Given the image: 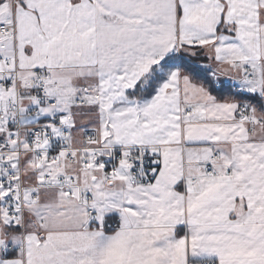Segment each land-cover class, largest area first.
Returning a JSON list of instances; mask_svg holds the SVG:
<instances>
[{"label": "snow or ice", "instance_id": "snow-or-ice-1", "mask_svg": "<svg viewBox=\"0 0 264 264\" xmlns=\"http://www.w3.org/2000/svg\"><path fill=\"white\" fill-rule=\"evenodd\" d=\"M0 264H264V0H0Z\"/></svg>", "mask_w": 264, "mask_h": 264}]
</instances>
